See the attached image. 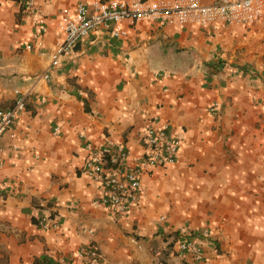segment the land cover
Masks as SVG:
<instances>
[{
    "label": "crops",
    "instance_id": "1",
    "mask_svg": "<svg viewBox=\"0 0 264 264\" xmlns=\"http://www.w3.org/2000/svg\"><path fill=\"white\" fill-rule=\"evenodd\" d=\"M76 1L35 0L41 31L22 0H0V108L25 103L15 137H0V264L72 259L92 244L108 264H264V13L246 26L95 29L52 68L61 9ZM153 117L181 134L177 161L141 176L129 213L93 204L84 141L123 143L133 163ZM187 237L201 260L179 250Z\"/></svg>",
    "mask_w": 264,
    "mask_h": 264
},
{
    "label": "built area",
    "instance_id": "2",
    "mask_svg": "<svg viewBox=\"0 0 264 264\" xmlns=\"http://www.w3.org/2000/svg\"><path fill=\"white\" fill-rule=\"evenodd\" d=\"M22 1L27 15L33 17L43 31L44 18L38 13L35 0ZM263 13L264 0H77L61 9L56 29L62 36L49 54L50 66L55 68L68 59L74 45L95 29L105 30L113 37H122L126 34L124 23L133 24L139 20L196 24L205 28L218 23L246 26L259 20ZM24 106L23 98L17 97L12 106L0 108V137L5 132L10 138L15 137L11 127ZM209 110L213 112L214 105ZM139 141L142 153L133 163L129 162V150L123 143L109 138L101 145L84 141L85 156L80 171L100 190L93 204L115 214H127L138 208L142 194L141 176L156 167L175 163L182 136L170 121L153 117L141 129ZM12 148L17 149V145H12ZM39 224L55 226L48 219H42ZM178 248L191 253L194 260L202 259L201 246L195 239L187 237L180 240ZM74 260L78 264H108L93 244L79 248L72 259L61 257L45 264H73Z\"/></svg>",
    "mask_w": 264,
    "mask_h": 264
},
{
    "label": "trees",
    "instance_id": "3",
    "mask_svg": "<svg viewBox=\"0 0 264 264\" xmlns=\"http://www.w3.org/2000/svg\"><path fill=\"white\" fill-rule=\"evenodd\" d=\"M45 263H52L50 259L41 258L35 261V264H45Z\"/></svg>",
    "mask_w": 264,
    "mask_h": 264
}]
</instances>
